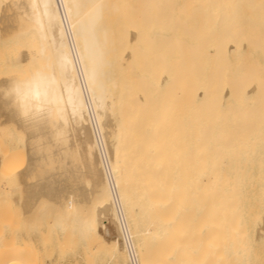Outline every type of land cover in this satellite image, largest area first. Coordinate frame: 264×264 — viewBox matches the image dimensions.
<instances>
[{
	"label": "bare ground",
	"instance_id": "6f19581e",
	"mask_svg": "<svg viewBox=\"0 0 264 264\" xmlns=\"http://www.w3.org/2000/svg\"><path fill=\"white\" fill-rule=\"evenodd\" d=\"M0 34V88L49 73L68 125L57 145L0 93L25 142L0 203L71 217L96 264H264V0H0ZM27 226L1 264L33 263Z\"/></svg>",
	"mask_w": 264,
	"mask_h": 264
},
{
	"label": "rangeland",
	"instance_id": "374dc122",
	"mask_svg": "<svg viewBox=\"0 0 264 264\" xmlns=\"http://www.w3.org/2000/svg\"><path fill=\"white\" fill-rule=\"evenodd\" d=\"M0 37H3L5 38L2 34H0ZM2 39V38H1ZM3 41V40H2ZM0 41V42H2ZM1 44V43H0ZM0 126H2L0 124ZM8 134L6 135H2V137L0 139L1 140V145H0V157H4L3 155H6V153L8 151H10L12 149H16V151H20V149L17 150V148H22L21 150L23 152H25V148H24V144L21 143V139L20 138H14L12 140H10L11 138L10 135L7 136ZM1 136V135H0ZM7 136V137H5ZM12 137V136H11ZM13 140L15 142H13ZM5 142V143H4ZM17 142V143H16ZM6 145V147H3L4 144ZM14 145H12V144ZM10 144V145H9ZM4 145V146H5ZM24 145V146H23ZM1 148H4V149H7V152L5 150V153L3 151V149ZM18 151V152H19ZM11 152V151H10ZM8 152V153H10ZM18 152H16L18 154ZM23 152H19V155L18 156L22 159H19V157H15L17 160V163H22L24 161V158L22 156V154H24ZM14 153V151L12 152V154ZM22 153V154H21ZM16 155V154H14ZM17 156V155H16ZM25 156V154H24ZM21 160V162H20ZM23 164V163H22ZM1 169V167H0ZM4 169V168H3ZM2 170L0 172V177L2 176V178L4 177L2 175ZM5 173V172H4ZM7 176V173L6 175ZM1 178V179H2ZM7 179V177H4ZM5 183V179L2 180ZM3 203V202H1ZM0 203V205H1ZM5 203H3L1 206H2V209H1V212L2 214H0V256L2 255L3 257L4 256H7V253H6V246H7V243H8V236H9V230L11 228H21L22 226H27L26 225V221L28 220V226L29 225H32L33 229L31 228V232H30V237H32V242L29 243V247H30V255L33 259V263L32 264H86L87 261L88 263L87 264H96L95 262H92L91 259L88 260L89 258H92L94 257L95 255H97L100 251H99V247L96 251V247H94L93 245L90 246L89 248L86 246V247H82V248H75V238L77 235H73L74 232H72L73 228L72 226L69 227V230H68V227L65 229V230H53V228L46 222L44 221H40L39 224H35L34 222L37 221L38 219V215L37 217H34L33 220H29V219H23L21 220V216L19 214V211L17 209V206L13 207L12 204H10L9 206H5L4 205ZM8 204V203H7ZM6 204V205H7ZM0 206V208H1ZM45 206V205H44ZM5 208V209H4ZM7 208V210H6ZM43 208V207H42ZM46 209V207H44ZM43 208V209H44ZM49 215H51L50 213V210L47 212ZM54 212H52L53 214ZM56 215V214H55ZM57 216V215H56ZM71 216V215H70ZM69 216V217H70ZM67 220H70V222H72V219L71 217L68 219V218H65ZM24 220V221H23ZM32 221V222H31ZM47 225V226H46ZM27 226V227H28ZM50 229V230H49ZM72 229V230H71ZM69 233H68V231ZM66 235H65V233ZM64 233V234H63ZM72 233V234H71ZM76 234V233H74ZM33 235V236H32ZM66 238H65V236ZM67 235L68 238H67ZM35 236V237H34ZM73 237L74 238V241H73ZM65 238V240L63 241V239ZM78 238V236H77ZM67 240V241H66ZM78 241V240H77ZM76 241V242H77ZM61 242V243H60ZM58 244V245H57ZM66 244V245H64ZM93 244H95V242L93 241ZM68 247V248H67ZM67 248V249H66ZM64 249V250H63ZM72 249V250H71ZM74 249V250H73ZM77 249V250H76ZM85 249V250H84ZM90 249V250H89ZM95 249V250H94ZM5 250V251H4ZM94 250V251H93ZM66 251V252H64ZM96 251V252H95ZM63 252V253H62ZM68 252V253H67ZM74 252V253H72ZM94 252V253H93ZM61 253V255L59 254ZM66 253V254H65ZM87 255H86V254ZM96 253V254H95ZM90 255V257L88 256ZM92 255V256H91ZM64 256V257H63ZM63 257V258H62ZM66 257V259H64ZM89 257V258H88ZM62 258V259H61ZM68 258V259H67ZM1 259V258H0ZM4 260V259H3ZM62 260V261H61ZM69 260V261H68ZM76 260V261H75ZM1 261V260H0ZM1 264V263H0ZM99 264V263H98Z\"/></svg>",
	"mask_w": 264,
	"mask_h": 264
},
{
	"label": "clouds",
	"instance_id": "9594fccd",
	"mask_svg": "<svg viewBox=\"0 0 264 264\" xmlns=\"http://www.w3.org/2000/svg\"><path fill=\"white\" fill-rule=\"evenodd\" d=\"M54 87L55 81L51 75L38 71L27 78L13 79L7 89L0 88V93L3 94L4 99L11 101V106L16 109L20 118L26 123L36 126L46 119L53 131L55 143L66 146L68 144V125L62 118L58 98L53 94ZM61 122L63 127H58ZM37 143L39 144V141ZM41 150L51 151L50 148ZM37 214L38 219L34 222L37 225L40 221H44L53 230L61 231L71 226L70 220L62 219L55 213L49 215L46 209H38Z\"/></svg>",
	"mask_w": 264,
	"mask_h": 264
},
{
	"label": "built area",
	"instance_id": "2783aa9c",
	"mask_svg": "<svg viewBox=\"0 0 264 264\" xmlns=\"http://www.w3.org/2000/svg\"><path fill=\"white\" fill-rule=\"evenodd\" d=\"M129 264H136V263H134V261H133V262H131V261H130V263H129Z\"/></svg>",
	"mask_w": 264,
	"mask_h": 264
}]
</instances>
